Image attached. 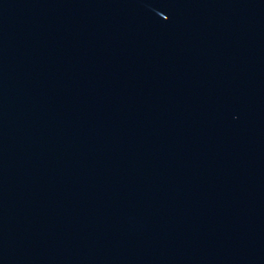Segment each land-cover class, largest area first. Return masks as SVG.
I'll use <instances>...</instances> for the list:
<instances>
[{
	"label": "water",
	"instance_id": "water-1",
	"mask_svg": "<svg viewBox=\"0 0 264 264\" xmlns=\"http://www.w3.org/2000/svg\"><path fill=\"white\" fill-rule=\"evenodd\" d=\"M0 264H264V0H0Z\"/></svg>",
	"mask_w": 264,
	"mask_h": 264
}]
</instances>
